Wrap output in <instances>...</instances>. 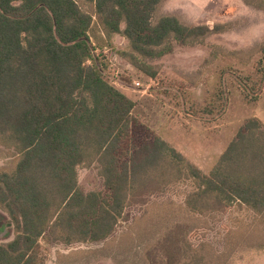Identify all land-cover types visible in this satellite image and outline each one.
Returning a JSON list of instances; mask_svg holds the SVG:
<instances>
[{
    "label": "trees",
    "instance_id": "obj_1",
    "mask_svg": "<svg viewBox=\"0 0 264 264\" xmlns=\"http://www.w3.org/2000/svg\"><path fill=\"white\" fill-rule=\"evenodd\" d=\"M164 1L0 0V153L9 158L0 166V209L14 234L0 242V264H43L46 232L62 244L103 241L126 206L174 184L190 188L183 205L147 200L151 217L130 228L144 264H233L238 253L264 248V124L246 119L204 174L132 114L134 99L93 61L91 38L114 47L120 35L127 44L117 54L154 78L176 45H202L228 27L159 15ZM253 51L249 58L264 57V40ZM122 150H131L128 160ZM92 165L104 191L85 193L78 168ZM231 212L236 227L223 252L188 240L200 219Z\"/></svg>",
    "mask_w": 264,
    "mask_h": 264
},
{
    "label": "rangeland",
    "instance_id": "obj_2",
    "mask_svg": "<svg viewBox=\"0 0 264 264\" xmlns=\"http://www.w3.org/2000/svg\"><path fill=\"white\" fill-rule=\"evenodd\" d=\"M254 2L255 5H246L243 0H165L159 15H175L187 25L221 22L228 27L223 33L207 37L202 45H176L171 54L156 62L159 72L154 78L144 76L119 57L117 49L127 44L122 36H113L114 47L104 48L91 38L93 61L102 67L108 82L134 99L132 114L175 150L182 151L187 161L192 162V147L205 136L214 139L215 144L212 139L209 143L220 150L232 140L243 120L253 113L264 117V57L255 54L249 58L264 40V0ZM257 3L263 7L256 6ZM89 61L86 65L91 64ZM134 81L142 86L136 87ZM125 152H121L122 160H128L131 150ZM7 155L0 153V162L5 164L9 160ZM78 186L85 193L104 191L95 165L78 168ZM189 189L186 184H174L163 194L130 203L114 231L103 241L62 244L54 242L46 232L39 241V258L43 264H144L135 255L138 243L132 241L130 231L135 218L144 214L151 217L150 211L145 212L147 200L148 204L174 201L183 205ZM237 216V212L215 213L200 219L188 240L194 247L205 243L216 253L223 252L226 235L236 227ZM6 218L0 211V242L13 237ZM155 219L154 216L152 220ZM196 220L192 218L191 224ZM157 228L163 229L164 224ZM58 252L63 254L59 258ZM233 264H264V248L238 253Z\"/></svg>",
    "mask_w": 264,
    "mask_h": 264
},
{
    "label": "crops",
    "instance_id": "obj_3",
    "mask_svg": "<svg viewBox=\"0 0 264 264\" xmlns=\"http://www.w3.org/2000/svg\"><path fill=\"white\" fill-rule=\"evenodd\" d=\"M253 117L259 119L264 124V117H261L257 113H253L248 118H253ZM245 120H243V122ZM243 122L239 125V127L243 124ZM202 127H204V128L207 127V128H205V130L210 131L209 126L204 125ZM239 127H238V129H239ZM236 133H237V131H236ZM235 134L233 135L232 139L234 138ZM210 139H212V138L205 136V138H202L201 142L197 143L194 147H192V153L194 152V159L192 160L191 163L193 165H195L199 170H201L204 174H208V172L211 170V168L213 167V165L216 162V160L218 159V157L222 154V152L226 149L229 142L231 141V139H229V141H227V143H224V145H222V147H220V150H219V147H216V146L214 147V145H213V143L215 144L214 139H212L213 143H209ZM217 149H218V152L216 151ZM2 165H4V164L2 162H0V166H2ZM0 211L3 212L7 216V218H6V221H7L8 215L3 210L0 209Z\"/></svg>",
    "mask_w": 264,
    "mask_h": 264
},
{
    "label": "built area",
    "instance_id": "obj_4",
    "mask_svg": "<svg viewBox=\"0 0 264 264\" xmlns=\"http://www.w3.org/2000/svg\"><path fill=\"white\" fill-rule=\"evenodd\" d=\"M88 62V61H87ZM89 63H90V61H89ZM110 70V69H109ZM110 83V82H109ZM134 83V85L136 86V87H141L142 86V84L139 82V81H134L133 82ZM110 84H112V83H110Z\"/></svg>",
    "mask_w": 264,
    "mask_h": 264
}]
</instances>
